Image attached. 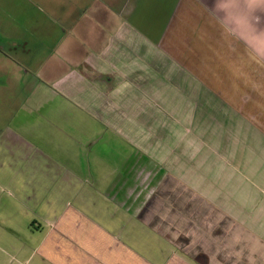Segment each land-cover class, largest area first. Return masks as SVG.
<instances>
[{
    "label": "crops",
    "instance_id": "crops-1",
    "mask_svg": "<svg viewBox=\"0 0 264 264\" xmlns=\"http://www.w3.org/2000/svg\"><path fill=\"white\" fill-rule=\"evenodd\" d=\"M216 2L0 0V264H264V58Z\"/></svg>",
    "mask_w": 264,
    "mask_h": 264
},
{
    "label": "clouds",
    "instance_id": "clouds-1",
    "mask_svg": "<svg viewBox=\"0 0 264 264\" xmlns=\"http://www.w3.org/2000/svg\"><path fill=\"white\" fill-rule=\"evenodd\" d=\"M215 7L219 11L230 8L239 10L232 17L231 30L225 31L229 35L239 36L254 56L264 58V27L259 26L261 16L257 15L264 12V0H217ZM245 36L248 38L245 39Z\"/></svg>",
    "mask_w": 264,
    "mask_h": 264
}]
</instances>
